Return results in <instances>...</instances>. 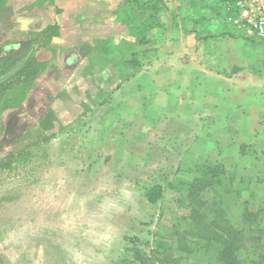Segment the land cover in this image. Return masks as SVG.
Instances as JSON below:
<instances>
[{
	"label": "rangeland",
	"instance_id": "374dc122",
	"mask_svg": "<svg viewBox=\"0 0 264 264\" xmlns=\"http://www.w3.org/2000/svg\"><path fill=\"white\" fill-rule=\"evenodd\" d=\"M121 1L97 0L94 6L102 22L114 21ZM164 1L167 9L162 13H186V0ZM65 3L58 0L57 6ZM6 7L10 13L0 20V69L6 58L23 50L33 32L55 17L50 0H7ZM157 17L160 24L171 22L169 14ZM62 23L61 42L37 55L49 62L47 68L32 84L18 87H25L24 100L0 109V264H136L137 251L149 252L158 236L170 233L189 214L183 202L186 184L199 176L209 182L204 166L223 167L217 176L221 183L203 191L207 199L232 188L223 195L228 197L222 206L225 219L242 225L243 209L258 214L256 224L262 231L256 235L262 237V247L242 255L264 259V145L254 146L240 166L229 167L231 160L219 162L220 152L213 145L217 131L209 128L206 136L199 127L207 120L208 108L200 102V93L194 92L190 108L185 83L168 82V29L135 46L140 68L122 81L110 76V69L88 73L92 50L87 33H76L66 19ZM177 52L179 60L184 52ZM161 58L165 62L158 65ZM140 69L148 76L139 89L152 90L154 84L163 88L157 100L126 98L134 96ZM155 70L161 83H152ZM169 88L184 91L173 95V112L162 103ZM121 91H126L124 100ZM156 183H162L165 192L153 204L145 191ZM196 258L186 263L195 264ZM203 263L217 264L207 258Z\"/></svg>",
	"mask_w": 264,
	"mask_h": 264
},
{
	"label": "trees",
	"instance_id": "16d2710c",
	"mask_svg": "<svg viewBox=\"0 0 264 264\" xmlns=\"http://www.w3.org/2000/svg\"><path fill=\"white\" fill-rule=\"evenodd\" d=\"M57 1L50 0L55 17L31 34L20 53L5 59L0 76L14 66L16 69L0 81V107L3 105L0 109L19 105L26 94L25 87L18 90L19 85L32 84L47 68L49 62L39 60L37 55L46 47L61 42L63 19L68 21L67 26L76 29V33L88 35L92 52L87 57L86 71L110 69V76L124 81L141 65L135 46L151 41L149 33L160 24L157 16L167 9L164 0H122L115 10L114 21L102 22V13L94 6L97 0H67L63 7L57 6ZM236 1L192 0L191 3L196 6V13H222L229 6L228 14L232 16L236 12ZM6 2L0 0V20L10 13L6 10ZM204 169L211 175L209 182L199 176L191 184H186L183 202L186 200L189 214L183 216L170 233L158 236L149 252L137 251L136 264H188L186 262L194 255L198 257L193 261L195 264H205V258L217 264H250L251 261L264 264V259L258 261V258L242 255V251L255 254L262 247V237L256 235L262 231L256 224L258 214L243 209L242 225L225 219L222 206L228 197L224 196L232 188L224 191L225 195L218 192L213 200L207 199L203 191L208 186L215 189L217 182L221 183L217 176L221 174L220 170L223 172V167L204 166ZM164 192L165 186L156 183L145 191V196L155 204L163 198Z\"/></svg>",
	"mask_w": 264,
	"mask_h": 264
},
{
	"label": "crops",
	"instance_id": "0c3cea01",
	"mask_svg": "<svg viewBox=\"0 0 264 264\" xmlns=\"http://www.w3.org/2000/svg\"><path fill=\"white\" fill-rule=\"evenodd\" d=\"M191 1H185L186 13H168L171 22L159 24L149 33V37L150 40H155L165 27L168 29V82L185 83L186 100L188 102L190 98L192 102L190 108L197 97L194 92L200 93V102L208 107L204 111L207 120L201 122L200 129L207 131L206 136L210 134L209 128L217 131L213 145H216L218 153L220 152L219 162L227 163L226 161L231 160L229 167L240 166V160H249L250 151L254 146L264 145V40L259 42L257 38L248 36L233 25L231 27L226 20V17L230 16L228 13H196V6H193ZM176 17H181V20L175 21ZM251 38L256 40H250ZM178 50L184 52L183 57L180 53L182 58L179 60L178 57L176 59ZM162 58L158 65L165 62V58ZM182 66L183 70L178 69ZM190 66H193L194 70ZM155 72L156 70L151 75L152 83H161L157 78L162 76L153 75ZM147 76L148 74L140 69L134 78L138 83L134 96L131 94L126 98H142L146 103H149L151 98L157 100L163 88L154 84L152 90L139 89L141 84L145 85L143 80L147 79ZM189 86L192 88V97H188L191 92L188 91ZM183 93L184 91L178 88H169V95L162 99L163 105L169 104V109L173 112V104H170L175 99L173 95L179 97ZM118 94L121 100L125 99L126 91ZM122 110L128 113L127 107ZM185 110L188 112V109ZM132 113L136 112L133 110ZM207 114L213 117L209 118ZM206 142L209 144V140ZM242 168L245 169L244 166Z\"/></svg>",
	"mask_w": 264,
	"mask_h": 264
},
{
	"label": "built area",
	"instance_id": "2783aa9c",
	"mask_svg": "<svg viewBox=\"0 0 264 264\" xmlns=\"http://www.w3.org/2000/svg\"><path fill=\"white\" fill-rule=\"evenodd\" d=\"M229 22L248 36L264 40V0H237Z\"/></svg>",
	"mask_w": 264,
	"mask_h": 264
},
{
	"label": "flooded vegetation",
	"instance_id": "af4514ba",
	"mask_svg": "<svg viewBox=\"0 0 264 264\" xmlns=\"http://www.w3.org/2000/svg\"><path fill=\"white\" fill-rule=\"evenodd\" d=\"M15 69H16V67L14 66L13 68H10L8 71L4 72L1 76H3V75L6 74V73H8V74H7V76H8V75H9L10 73H12ZM1 76H0V77H1ZM7 76H6V77H7Z\"/></svg>",
	"mask_w": 264,
	"mask_h": 264
},
{
	"label": "water",
	"instance_id": "95a60500",
	"mask_svg": "<svg viewBox=\"0 0 264 264\" xmlns=\"http://www.w3.org/2000/svg\"><path fill=\"white\" fill-rule=\"evenodd\" d=\"M7 74H8V73H6V74H4L3 76H1V77H0V81L3 80V79H5L6 76H7Z\"/></svg>",
	"mask_w": 264,
	"mask_h": 264
}]
</instances>
